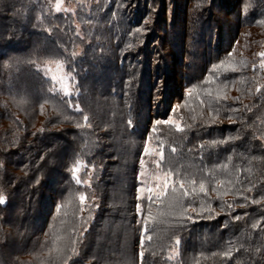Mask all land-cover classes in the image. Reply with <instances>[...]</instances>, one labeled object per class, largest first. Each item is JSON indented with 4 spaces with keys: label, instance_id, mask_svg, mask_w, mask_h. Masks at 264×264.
Here are the masks:
<instances>
[{
    "label": "trees",
    "instance_id": "1",
    "mask_svg": "<svg viewBox=\"0 0 264 264\" xmlns=\"http://www.w3.org/2000/svg\"><path fill=\"white\" fill-rule=\"evenodd\" d=\"M204 1L184 0L176 31L180 57L174 59L166 58L148 34L176 30L173 22L160 28L168 23L166 0H161L164 7L158 0H135L131 9L125 0H74L76 17L55 12L51 0H0V94H32L38 109L61 116L48 124L69 132L50 134L44 122L35 123L38 128L24 124L1 104L0 123L15 124L16 132L7 149L0 148V193L7 199L0 207V264H59L52 248L54 238L62 237L60 229H66L64 244L82 234L79 255L69 264L261 261L256 249L264 253V70L259 66L264 0H235L231 9L239 13L227 42L222 22L207 25L211 34L204 37ZM158 10L161 22L155 18ZM143 21L154 24L144 28ZM60 58L77 93L63 94L43 72L42 62ZM167 59L181 67L179 78L169 71ZM172 116L176 122L164 123ZM148 142L157 151L162 147V167L172 169L175 179L197 181L196 193H176L192 220L176 223L178 214H169L167 197L153 203L151 218L138 211L137 205L147 207L137 188ZM109 159L113 169L105 167ZM81 163L83 176L93 169L87 187L73 174ZM200 180L207 194L199 192ZM97 191L102 210L111 206L101 224L92 211ZM105 225L122 231L121 248L108 245L113 236H103Z\"/></svg>",
    "mask_w": 264,
    "mask_h": 264
},
{
    "label": "rangeland",
    "instance_id": "2",
    "mask_svg": "<svg viewBox=\"0 0 264 264\" xmlns=\"http://www.w3.org/2000/svg\"><path fill=\"white\" fill-rule=\"evenodd\" d=\"M70 0H59V3L61 5V7L63 9H67L66 11H60L57 12L56 10V5L58 3V0H51V6L53 8V10H55V12L57 13H64V14H70L71 16L73 15V17H76L77 13V7L74 3V0H72L69 2ZM128 3V7L126 5L127 8H132V6H134L135 0H125ZM160 1V3H159ZM166 7H167V17H165L166 21L169 23H166V25L161 26L160 28H166L168 26L171 27V24L173 22V26L175 25L176 30H172V28H169V32L167 30H165L164 32H158L157 34L155 33V31L152 29L151 32H148L149 37H154L153 39L155 40V42L153 43L154 46H162L163 47V53H165L166 58L169 57L168 55L170 54L173 55L174 59H179L180 54H179V48L181 47V36L178 34V30H180L181 25H180V21L183 17V11H185L184 9V0H166ZM175 2V3H174ZM207 2V3H206ZM212 2V4H211ZM126 3V4H127ZM174 3V4H173ZM158 4H160L163 7L165 6V3L161 2V0H158ZM232 6H235V0H208V1H204V4H202V6L200 5V8H203V15H205V17L202 20V26L204 27V37L205 34L207 36H209L211 33H209V31L211 29L206 28V26L211 25L213 26V24H220L222 22V28H223V32L225 33V38L226 41L231 37L232 38V29L231 27L234 26L235 23V18L239 13V10H233L231 9ZM162 7V8H163ZM185 7H186V3H185ZM148 8H151V6L149 5ZM205 8V9H204ZM174 9V14L173 17L172 16V10ZM175 9L177 10L175 12ZM209 9V12H208ZM164 10V8H163ZM87 11H84V13ZM208 14V15H207ZM157 16H155L156 21L160 20V22L162 21L160 19V10H158ZM175 16V19H174ZM151 20V19H149ZM164 22V21H163ZM153 25L154 22L149 23V21H143L142 26L145 28V26L149 27L148 25ZM157 26V25H154ZM151 28V27H150ZM153 28V27H152ZM148 30V29H147ZM173 31V32H172ZM172 32V34H171ZM147 33V32H145ZM156 37H155V36ZM159 38V39H157ZM161 38V39H160ZM224 42V44H225ZM165 43V44H164ZM161 47V48H162ZM264 52V50L262 51ZM260 61H259V66H261L262 61H264V57H259ZM168 60V66H169V71L172 72V74H174L175 77L178 76V78L180 77V75H182V69L179 65H174L175 63H173V60L170 62L169 59ZM57 62H61L63 64V67H58ZM167 62V61H166ZM178 62V61H176ZM41 67L43 69L44 74L47 76V78L50 80V82L56 84L57 89L62 92L65 95H71L78 92V90L76 89L74 80H73V75L71 73V76H68L67 73H69L66 69V64H64V62L60 59H50V60H46L44 62L41 63ZM264 70V67H261ZM175 70V71H174ZM108 71V70H107ZM174 71V72H173ZM47 73V74H46ZM55 76L57 77L56 79H53L52 77ZM6 103L7 107L13 112L14 116L21 120L22 123L24 124H30L32 126H36V128L41 127V123L44 122L43 127L44 130H47L50 132V134H58V132H62V135L65 134V132L68 133L66 127L64 126H50L48 123L49 121L52 122L53 118L56 117H61L60 115H57V113L55 114V112L53 113L52 111L48 112L49 110H47V107L41 106L38 109V106L35 105L34 103V98L32 96V94H26V93H16L14 92L13 94H9L8 97H5L4 95L0 94V106L1 104ZM176 108V107H175ZM37 110L39 112H37ZM35 111V112H34ZM59 114V113H58ZM174 114V113H173ZM172 114V115H173ZM31 118V120H30ZM33 118V119H32ZM16 119V121H17ZM170 120L176 122L173 119V116L170 118ZM230 121H224V123L229 124ZM38 123L39 125H36ZM218 125V124H216ZM215 125V126H216ZM14 128V129H13ZM16 125L12 124L10 126H8L4 120L1 121L0 123V148H2L3 150L7 149L8 146V138L13 135L16 131H15ZM107 129H102L101 131L103 133L106 132ZM66 135V134H65ZM64 135V136H65ZM67 138V137H65ZM69 138V137H68ZM151 142H148L146 144L145 147H147V149L149 150V152L152 151H157L156 147L153 145L151 146L150 144ZM145 149V148H144ZM143 160V165H140L139 167V182H138V188H137V192H138V198L140 200V197L145 196L146 195V191H141V189H147L150 187L154 186V182H155V177H154V173H158V170L156 168V165L153 163L154 160V156L153 155H147L145 154V152H143V158L141 159ZM112 163V159H109L107 161V164H105V167L108 168L109 164ZM141 164V161H140ZM109 168H114L113 165H110ZM111 169V170H112ZM85 171V164L81 163L78 167V171H76V176L82 181V184L87 187L89 186V184H91L92 182V176L91 173L93 171V169H89L88 174L83 176V172ZM143 174V180L146 181V183L142 184L141 183V175ZM174 175V173H173ZM82 176V177H81ZM120 175H117V181H116V187L115 190H117V192H119V187L121 184ZM102 180V179H101ZM98 192V193H97ZM96 195H95V203L96 205L93 206V210L92 211H97V215L99 214V221L100 224L105 221V218L108 217V214L111 210V206H107V208L105 210H102L101 207V192L97 191ZM99 197V198H98ZM116 201V200H115ZM94 202L93 200L90 201ZM41 213H45L46 212V208H42L40 209ZM91 211V210H90ZM34 212H38V210H34ZM222 212V211H221ZM217 214H221V213H217ZM43 216V215H41ZM63 226H65V224H63ZM40 227V224L37 223L36 226L34 227V229L37 230V228ZM103 229H107L106 232H102L103 236H108V235H112L113 238L112 240H110V242L108 243V245H116L118 247H120L121 242H119L120 240H122L123 238V234L121 230H116L115 226H101ZM60 228V227H59ZM62 230V237L57 239L54 238L55 243L56 242H61L60 243V247H59V243L55 244L52 248L53 250V255L54 256H58V253L56 251L57 248L63 249L65 244V240L67 239V237L65 236V232L66 229H60V231ZM65 231V232H64ZM101 233V232H100ZM100 235V234H99ZM114 235H118V236H114ZM116 238V239H115ZM57 239V241H56ZM61 240V241H60ZM109 241V240H107ZM115 241V243H114ZM120 244V245H119ZM121 248V247H120ZM119 249V248H118Z\"/></svg>",
    "mask_w": 264,
    "mask_h": 264
},
{
    "label": "snow or ice",
    "instance_id": "3",
    "mask_svg": "<svg viewBox=\"0 0 264 264\" xmlns=\"http://www.w3.org/2000/svg\"><path fill=\"white\" fill-rule=\"evenodd\" d=\"M56 10L57 12L60 11H66L67 9H63L59 3L56 5ZM3 12V8L0 7V13ZM137 31H142V29H137ZM65 51H67V48L64 49ZM76 53L72 52L69 56V63H71V57L75 56ZM261 57H264V52H261L259 54ZM58 67H63V64L61 62H57ZM213 67H216L215 65ZM261 67H264V61H262L261 63ZM233 71H235V69H233ZM47 74V73H46ZM68 76H71V72L67 73ZM53 79H56L57 77L53 76ZM259 87L257 88V91H259ZM189 94H191V90H189ZM64 103L68 104L69 106H71V101L65 100L63 101ZM76 110L77 111H81V109L79 108V105H76ZM231 118L229 117V120ZM83 120L84 122L87 124L89 117L88 115H83ZM129 123H131V121H129ZM157 124H160L161 121H156ZM164 123H174V121L172 120H166L164 121ZM80 125L78 124V127ZM87 127H91V124H87ZM41 131H43V129H41ZM223 142V141H221ZM213 143H216L215 141H213ZM173 151H175V149H173ZM145 154L147 155H153L154 156V160L153 163L156 165V168L158 170V173H154V177H155V182H154V186L147 188V189H141V191H146V195L140 197L141 200H145L147 202V207H141V205H137V209L140 213H144L145 211L147 212V216L149 218L152 217V205L154 202L156 201H161L163 200V198L167 197V207L169 209V214H178V218L176 220V223L181 224L183 221H188V220H192L193 217L191 215H188L186 212V206L184 203H182L180 196H177L176 193H180L183 197H188L191 194L196 193V184L197 181L195 179H191L188 180L187 178H180V179H175L173 176V170L172 169H168L165 170L162 165L164 164V154H163V149L162 147L160 148L159 151H152L149 152V150L147 149V147H145L144 149ZM143 160H141V165H143ZM0 166H2V161H0ZM78 171V168L74 170V175L75 172ZM142 179H141V183L144 184L146 183V181L143 180V174H140ZM38 182V181H37ZM76 183L80 184L81 181L79 178L76 179ZM186 183H191L192 184V188L191 190H189L188 187H186ZM217 183L222 184L223 181H217ZM229 183H232L231 181H229ZM249 191H251V189H249ZM199 192L200 193H204L207 194L208 189L205 186V182L204 180H200L199 181ZM81 204H83L86 200V196L84 193L80 194L79 197ZM245 201H247L249 199V197L245 196L244 197ZM251 203L253 204H258L260 203L259 200L257 199H252ZM7 205V199L6 197L0 193V207L2 206H6ZM231 207V205H229ZM188 207H191V205H188ZM193 211H195V209H193ZM235 219L239 220L240 217L236 216ZM145 223V228L144 231L147 232L148 228H147V223L148 220L144 221ZM253 228H256L257 225L253 224L252 225ZM148 239H151V237H148ZM83 243V239H82V234L81 237H78L77 239H69L68 242L65 244L63 249L57 248L56 251L58 253V260H59V264H69V261L72 260V257L74 255H79L78 252V244H82ZM176 244L179 245L180 244V239L177 238L176 239ZM256 252L258 254H260L261 256V261H257V264H261L262 261H264V253H261L260 249H256ZM223 255L225 257H230L231 256V252L230 251H225L223 253ZM141 257H143V252H141ZM171 258V257H169ZM73 264H76L75 261H73Z\"/></svg>",
    "mask_w": 264,
    "mask_h": 264
}]
</instances>
